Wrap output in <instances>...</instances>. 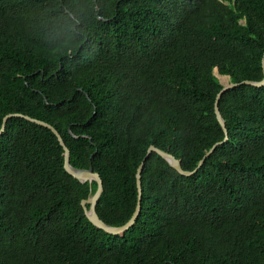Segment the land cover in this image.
<instances>
[{"label": "trees", "instance_id": "1", "mask_svg": "<svg viewBox=\"0 0 264 264\" xmlns=\"http://www.w3.org/2000/svg\"><path fill=\"white\" fill-rule=\"evenodd\" d=\"M264 0H0V128L51 123L103 179L100 217L125 223L154 144L193 169L225 136L231 81L263 78ZM228 139L192 175L153 151L141 212L119 234L81 204L47 126L0 133V264H264V85L219 102Z\"/></svg>", "mask_w": 264, "mask_h": 264}, {"label": "water", "instance_id": "2", "mask_svg": "<svg viewBox=\"0 0 264 264\" xmlns=\"http://www.w3.org/2000/svg\"><path fill=\"white\" fill-rule=\"evenodd\" d=\"M262 66H263V72H264V54H263V59H262ZM220 82L223 86L218 91V93L216 95L215 113H216L217 119L219 120L220 124L222 125V127L224 129V132H225L224 138L222 140L215 142L206 151V153L203 155V157L200 159L198 164L193 169H185L182 166L181 160L179 158H177L171 152H168V151H166V150H164V149H162V148H160L154 144L150 145L147 149V152H146L143 160L141 161V163L139 164L138 169H137L136 176H137V187H138V199H137L135 209H134L131 217L125 223L120 224V225H113V224H110V223L104 221L100 217V215L97 211V203H98V200L100 199V197L103 193V190H104L103 179H102L100 173L94 169V166L92 164H90V166L87 168L76 167V166L71 164V162H70V149L66 145L61 133L51 123H49L45 120L27 115V114H23L20 112H13V113H8L3 117V123H2V126L0 128V133L4 130L6 122L11 116H24L27 119H29L30 121L37 122L39 124H42V125L49 127L57 135V137L60 141V144L64 148V154H65L64 166H65L66 170L70 174H72L74 177L78 178L79 180H81L83 182L95 180L97 183L96 190L89 197L83 198L81 201V204L85 210L87 217L97 227H99V228H101V229H103L109 233H112V234H119V233L125 232L130 227H132L134 225L135 221L137 220L140 212H141V198H142L141 172L143 169L144 162L147 159V157H149L151 152H153V151L158 152L175 169H177L183 175H192L195 172H197L202 167V165L204 164L205 159L208 156H210L220 144H222L223 142H225L228 139V130L226 127V121H225V118L223 117V115L221 113L220 106H219V102H220V99L222 97L223 92L225 90L231 88V87L237 86V85L242 84V83H248V84H252V85H256V86L264 85V75H263V78L260 80L243 79V80L238 81V82L231 81L230 75H222V78H220Z\"/></svg>", "mask_w": 264, "mask_h": 264}, {"label": "rangeland", "instance_id": "3", "mask_svg": "<svg viewBox=\"0 0 264 264\" xmlns=\"http://www.w3.org/2000/svg\"><path fill=\"white\" fill-rule=\"evenodd\" d=\"M220 78H222V76H220Z\"/></svg>", "mask_w": 264, "mask_h": 264}]
</instances>
